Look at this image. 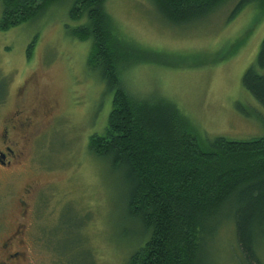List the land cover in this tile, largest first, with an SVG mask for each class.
Listing matches in <instances>:
<instances>
[{
	"label": "rangeland",
	"instance_id": "1",
	"mask_svg": "<svg viewBox=\"0 0 264 264\" xmlns=\"http://www.w3.org/2000/svg\"><path fill=\"white\" fill-rule=\"evenodd\" d=\"M237 1L183 26L166 23L149 0L106 4L126 37L166 55L164 63L125 71L126 88L173 101L205 142L264 135V107L242 84L264 39V0L230 18ZM70 4L0 30V140L6 119L26 123L9 128L11 137L22 138L11 144L22 162L14 173L0 170V234L15 230L14 219L25 224L24 242L11 245L23 252L20 264H128L144 242L128 214L129 178L88 147L92 135L106 131L113 92L87 65L90 41L68 33L76 24ZM26 188L32 193L25 216L18 198ZM208 252L209 264H241L231 220L221 224ZM259 252L264 261V242Z\"/></svg>",
	"mask_w": 264,
	"mask_h": 264
},
{
	"label": "trees",
	"instance_id": "2",
	"mask_svg": "<svg viewBox=\"0 0 264 264\" xmlns=\"http://www.w3.org/2000/svg\"><path fill=\"white\" fill-rule=\"evenodd\" d=\"M71 2L68 33L90 41L87 65L113 92L104 134L89 150L124 169L130 181L127 208L144 242L128 264H209L208 246L221 224L234 223L241 264H264V135L249 140L203 141L191 120L163 96L141 97L122 77L134 66L164 63L163 51L126 37L107 0H0V30L29 22L51 6ZM169 25L199 22L229 0H149ZM255 0H238L230 18ZM34 42L31 43V52ZM242 84L264 107V39Z\"/></svg>",
	"mask_w": 264,
	"mask_h": 264
},
{
	"label": "flooded vegetation",
	"instance_id": "3",
	"mask_svg": "<svg viewBox=\"0 0 264 264\" xmlns=\"http://www.w3.org/2000/svg\"><path fill=\"white\" fill-rule=\"evenodd\" d=\"M20 122H19V121ZM14 120L12 118L6 119L4 122V134L2 139L0 140V170H6L7 172L14 173L17 165L21 164L22 158L20 153H16V151L12 148V143H19L22 139L21 136L15 137L10 136L9 128L16 129L20 128L26 123H21L22 119ZM31 123L28 122L27 125ZM7 124V125H6ZM28 139L25 141L27 143ZM23 157V154H22ZM32 191L29 188L25 189V194L23 197H19L18 200L23 208V214L26 216V212H28V198L31 196ZM2 213V212H1ZM0 221H3V217L0 214ZM17 226L15 230L10 233L8 236L4 237L0 234V264H20L23 257V252L20 250H13L11 245L13 241L18 240L19 243H23L22 239V227L25 225L24 223H19L18 219H14ZM19 224V225H18Z\"/></svg>",
	"mask_w": 264,
	"mask_h": 264
}]
</instances>
